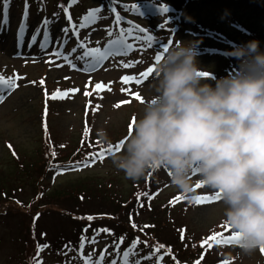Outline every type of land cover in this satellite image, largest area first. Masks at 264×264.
<instances>
[{"label": "rangeland", "instance_id": "obj_1", "mask_svg": "<svg viewBox=\"0 0 264 264\" xmlns=\"http://www.w3.org/2000/svg\"><path fill=\"white\" fill-rule=\"evenodd\" d=\"M14 2H10L12 6L9 8L8 22L4 26L0 24V74L5 78L18 74L23 79L17 80L18 87L10 94L6 92L4 101L0 103V168L4 170H7V161L10 159L6 150L9 142L23 151L32 153L35 146V148L43 147L44 141L48 139L55 152L69 153L82 142L81 136L86 125L89 129L90 140L93 142L100 141L97 132L101 129L107 133L109 139L113 140L122 135L126 127L127 132L124 139L129 131L131 117L134 113L142 111L141 103L135 99L133 93H139L141 97L147 98L152 94L150 85L155 81L153 73L147 79L141 78L140 84L134 81L123 83L121 77L125 75L139 77L141 72L154 66L155 55L162 51L161 46L168 40H172L173 43L175 41L192 42L198 52L197 60L200 66L213 75L222 70L230 72L236 70L233 67L229 68L231 63L228 62V58L232 56L231 50L236 45L255 40L253 34H260L264 37V0H148L137 4L142 15L139 12H130H132V18L141 23L149 30L150 35L154 36L155 42L152 47L149 48L143 42H138L128 54L109 57L100 67L86 73L81 69L82 64L76 63V57L80 55L77 50L72 55L75 68L67 64L62 56L58 58L53 55L62 30L68 26L63 7H57L56 0H42L41 2L30 0L28 12L32 15L25 22L24 41L18 44V48L13 43L15 30L18 32L19 28L17 27L19 21L15 15L19 8H23V2L22 0H14ZM101 5H103V0H80L74 5L72 12L79 23L85 10ZM160 6L167 7L168 11L161 12ZM46 14L50 16L46 17ZM98 16L100 18L87 28L85 34L82 33L86 42L100 47L108 34L105 22L110 16L104 6ZM45 19L50 22L48 38L46 47L41 48L40 41L44 40L42 22ZM162 24L163 28L160 27ZM35 25L37 26L34 27ZM38 28L40 33L37 38L41 39L29 46L30 38ZM86 36L90 38L89 41ZM129 42H133L131 38ZM229 47L231 50L225 52L226 56L219 54L220 49H229ZM129 61H139V63L133 64L130 68H124L121 62L128 63ZM41 79L44 80L43 85L40 84ZM33 81L35 83H31ZM96 83L110 85L111 91L107 88L93 91ZM208 83L214 85L215 82L210 78ZM122 88L130 89V91H121ZM57 89L60 91L78 89V91L69 92V96L64 99L47 100V116L45 117V91L51 96ZM85 91L91 92L92 95L85 96ZM124 101L128 102L124 103ZM117 104L120 106L116 107ZM97 105H99L98 109H96ZM93 109L96 110L93 111ZM45 122L47 131L44 128ZM107 155L103 161L98 159L87 167L81 165L77 168L67 163L62 167L54 168L46 177L48 191H53L57 186L69 185L86 175H96L105 180L111 177L110 173H115L114 182L123 183V173L115 169L109 158L110 154ZM156 177L154 188L148 191L155 195L157 204L164 208L168 228L173 231L175 228L178 234L183 231L182 243L186 242L187 236V242L198 238L194 245L196 246L194 254L200 259L203 257L199 264H223L224 261H228L229 264H264V252L261 249L246 255L236 243L210 241L211 248L207 243L202 246V242L206 241L212 232L219 230L218 232H222L224 237L231 235V229L226 228L222 222L225 206L220 199L197 204L194 200L184 198L170 203L181 193L170 186L169 176L164 169L158 170ZM125 187L128 188V185ZM119 188L120 186L116 190ZM137 190L138 193H146V182L139 185ZM214 194L212 190L201 186L200 188L194 187L192 197ZM144 196L148 197V195H141L140 198L145 200ZM155 199L151 198L150 201L155 203ZM100 210H103L102 212L112 211L111 208ZM41 212L42 214L37 218L38 231L46 233L49 230L50 234L54 235V232L58 234L63 222L68 223L67 218L61 221L62 216L58 212L44 210V208H41ZM140 214L136 217L137 221L139 219L149 220L146 212ZM109 223L111 224L102 223V226L113 230L114 222L109 221ZM117 227L118 230L121 229L119 224ZM188 227L191 232L187 233ZM20 228L18 217L10 216L5 212L0 214V264H24ZM92 230L96 233L97 229L91 227L90 232ZM48 233L43 240V244H47L48 248L40 253L42 264H83V260L74 250L75 242L70 239L72 237L65 238L63 242L65 245L57 247L54 246L53 239L48 236ZM109 235L101 232L96 236L95 243L88 244L87 242V246L82 250L86 254L84 256L94 253L93 259L99 257L100 254L97 252L104 247V241H107ZM152 240L154 242L149 243L151 249L154 245L160 244V241L155 238ZM115 244L108 246V252L111 256L113 254V257L105 258L103 263L110 264L112 259H116L117 264H120L119 249L126 250L127 248L120 245L119 249H116ZM149 247V245L137 247L138 255L133 259L148 256L150 251L147 248ZM168 248L170 247H166V250ZM173 254V250L169 256H164L162 252L163 260L160 264H177V262L196 264L194 259L187 261L179 255L173 259L171 258ZM34 255L30 258L29 264H33V259L37 254L34 253ZM154 257L141 259V264H157Z\"/></svg>", "mask_w": 264, "mask_h": 264}, {"label": "clouds", "instance_id": "obj_2", "mask_svg": "<svg viewBox=\"0 0 264 264\" xmlns=\"http://www.w3.org/2000/svg\"><path fill=\"white\" fill-rule=\"evenodd\" d=\"M232 55L237 69L216 79L200 66L192 42L162 49L152 94L142 97L131 132L109 158L133 182L164 169L185 198L198 182L219 193L222 222L250 255L264 247V51L251 40ZM97 136L111 144L103 129Z\"/></svg>", "mask_w": 264, "mask_h": 264}, {"label": "trees", "instance_id": "obj_3", "mask_svg": "<svg viewBox=\"0 0 264 264\" xmlns=\"http://www.w3.org/2000/svg\"><path fill=\"white\" fill-rule=\"evenodd\" d=\"M22 1L25 3V0ZM38 1L41 2L42 0ZM9 2H11V0H9ZM65 2L66 0H56V6L64 7L66 4ZM106 2L108 1L106 0ZM27 3L29 4L30 0H27ZM120 5L121 4L115 5L118 12L122 10ZM112 6L111 1H109L110 8L108 11H110ZM0 7H3V0H0ZM48 15L49 14H46V17ZM2 19L3 16H0V21H2ZM108 22L113 32L112 17L109 18ZM253 37L255 40L259 41L260 49L264 51V37L260 34H253ZM228 62L231 63L229 68L233 67L237 69L239 61L233 55L228 58ZM227 71L229 70L215 72L213 76L219 79L230 73V71L229 73ZM126 132L127 128L125 127V132L122 135L116 139H110L111 145L114 144V148L117 143L123 140ZM117 134H115V136ZM81 140L82 142L69 153L55 152L53 146L50 144L51 141L48 139L44 141L43 147L35 148V146L32 153L23 151L10 142L8 145L9 147L6 148L10 155V159L7 161V170L0 168V214L2 215L5 212L9 213L10 216L13 215L19 218L24 264L25 262L29 264L30 258L34 253L37 254V244L43 245V240L47 232H49L48 236L53 239L54 246L57 247L64 246V239L72 237L70 239L75 242L74 250L79 253V245L82 237L86 238L84 244L85 248L87 242L90 244L89 241H91L96 234L93 233V230L90 232V228L94 227L97 230L105 228L102 226V223L111 224L109 221L114 222V228L111 230V234L107 236V241L105 242L103 240L105 245L102 250L112 244L119 243L120 237H124L120 245L128 249L131 242L138 237L140 243L137 247L149 245L150 247L147 249L150 251L148 254H150L157 246L154 245L151 249V245L149 244L153 243L154 241L152 239L155 238L157 241H160V244L165 246L160 250L157 256H162V252L164 256H169L171 253H165L167 252L166 247H170L174 251L171 258L174 259L176 255H179L180 257L186 258L187 261L194 259V261L200 262L201 259L194 254L196 249L194 245L198 238L187 242V236L186 242L182 243V240L179 239L181 232L178 234L175 228L174 231L168 228L164 217V208L157 204L158 201L155 199V195H152L148 191L154 188L153 184L157 180V171L148 173L145 177L136 182L126 179L123 174L124 178L121 184L116 181L114 182L113 177L115 173H110L111 177L105 180H102L103 178L96 175H86L80 177L81 179L79 180L71 182L69 185L57 186L53 191H48L46 177L51 170L56 167H62L67 163H69L70 166H75L77 162H84L86 158H89L90 154L98 153L101 147L106 148L108 146L101 144L100 141H91L89 133L87 136L83 133ZM53 152L56 153L55 156L52 155ZM82 164L83 163L80 165ZM143 182H146V193L148 197L150 195L155 199V203H152L147 196H144L145 200L140 198L138 201L137 198H135L138 194L137 189ZM125 185H128V188H126ZM118 186H120V188L116 190ZM180 195L182 194L178 196ZM172 199L173 198H171V200ZM141 204H143V207H141ZM41 208L56 213L58 212L62 216L60 218L61 221L67 218L68 223L66 224L63 222V225L59 228L60 230H58V234L55 232L54 235L50 234L49 230L46 231V233L41 230L38 231L37 218L40 217L43 212H41ZM103 208H111L112 211L102 212L103 210L100 209ZM142 212L147 213V218L149 220H136L137 215H141L140 213ZM89 215L93 216L94 219L91 221L86 219ZM133 223L136 225L135 228L132 226ZM118 224L121 226L119 230L117 227ZM145 225H149L150 227H145ZM218 231L212 232L210 235L222 233ZM221 231H223V229H221ZM188 232H191L189 227L187 233ZM145 241L147 244H145ZM175 246H177V248L174 249ZM119 251L121 256L125 249H119ZM83 255H86L85 252H83ZM112 257L113 254L111 256L107 248L105 258L111 259Z\"/></svg>", "mask_w": 264, "mask_h": 264}, {"label": "snow or ice", "instance_id": "obj_4", "mask_svg": "<svg viewBox=\"0 0 264 264\" xmlns=\"http://www.w3.org/2000/svg\"><path fill=\"white\" fill-rule=\"evenodd\" d=\"M76 2H77V0H69V6H71V4L76 3ZM118 2H119V0H111V3L113 6L110 9V11L115 14L114 24H116L117 26H119V24L121 23V21L123 19V17L120 15L119 12H117L116 7H115V5ZM8 5H9V0H3L4 18L2 21H0V23H7ZM61 7H63V6H61ZM122 7L125 10H130L133 12H139L142 15V13L140 12V9L136 3L131 4V5L125 4V5H122ZM102 8H103V5H101L100 7H96V8L88 10L87 14L84 17H82L81 23L79 24L78 27L72 23L71 16L68 12V8L63 7V11H64V13H65V15L69 21V25L73 31V34L78 36L79 28H85L91 24H94L100 18L98 16V14L101 12ZM159 8H160V11L163 13H166L168 11V8L165 6H160ZM27 15H28V3H27V0H25L24 16L27 17ZM49 23L50 22L47 19H45L42 22V27L44 30V40L40 41V47L41 48L46 47V41L48 38V25H49ZM128 23L131 26L128 28H120L119 34L116 35L115 38L110 39L108 41V43L103 48H100L98 46L97 47H88L84 41H78V47L83 49V52L81 55L77 56L76 59L84 62L85 67L82 69L83 71L95 70L97 67L102 65L105 60L109 59V57L117 56V55H126L128 52L133 50L135 44L138 42H143V44L149 48L152 47L155 40H154L153 35L148 34L149 30L141 27L140 25L132 24L131 21H129ZM160 27L163 28L164 25L162 24V25H160ZM25 29H26V24L21 22L18 33H17L18 44L22 43L24 41ZM63 31L65 33H67L69 31V28H65V29H63ZM39 33H40V29L38 28L36 30V33L31 36L29 46H31L33 43H35L37 41V36L39 35ZM141 34H143V35H141ZM108 35H109V37L113 36V32L111 29H108ZM130 38L133 41L132 43L128 42ZM172 43H173L172 40H168V42L166 44L162 45L161 47H162V49H164ZM97 44H99V42H97ZM76 50H77L76 48H73L71 50V52L74 53V52H76ZM53 55L58 57V58L62 56L64 61L67 64H69L71 67L75 68L76 65L70 59L71 53L63 54L62 52L56 51L53 53ZM161 58H162L161 52H157V54L155 55V61L158 62ZM49 62H51V61H49ZM121 63H122V66L124 68H130L133 66V64L139 63V61H129L128 63H124V62H121ZM57 66L59 67L60 65H57ZM153 71H154V66H150L145 71L141 72L139 74V77L125 75V76L121 77V80L123 83H128L130 81H134L136 84H140L142 82L141 78L147 79L150 76V74L153 73ZM19 79H23V77L19 76L18 74H14L13 76H9L7 78H5V76L0 74V103H2L4 101L6 92L10 94L12 90H14L15 88L18 87L17 80H19ZM31 83H35V81H33ZM40 84L41 85L44 84L43 79L40 80ZM105 88H107V90L111 91L110 85H104L103 83H96L93 91L103 90ZM76 91H78V89H71V90H67V91H60L59 89H57L55 92H53L51 94V96H49L47 91H45L46 103H45L44 116L45 117L47 116V100H49V99H52V100L64 99V98L69 96V92H76ZM121 91H130V89L122 88ZM84 94H85V96L92 95V93L88 92V91H85ZM133 95H134L136 100L142 102V97L140 96L139 93H133ZM127 102L128 101H124V103H127ZM115 106L119 107L120 104H117ZM98 108H99V105L96 106V109H98ZM96 109H93V111H95ZM86 115H87V109H86ZM44 128H45V131H47L46 122L44 124ZM131 129H132V122L129 123V133L131 132ZM88 132H89V129L86 125L85 130H84L85 136L88 135ZM122 144H123V141H120L119 143H117L115 145V148L111 144H109L106 148L101 147V150L98 153L90 154L89 158H86V160L84 162H77V165H75L74 167L78 168L81 163H83V165L86 167L91 166L92 164H94L96 162L97 159H99L100 161H103L105 154H110L114 151L120 150ZM61 147H63V145ZM52 155L55 156L56 153L53 152ZM195 187L200 188L201 184L198 182L195 185ZM141 195H147V193H138L137 194V200L138 201H139ZM148 198L151 199L152 197L149 196ZM184 198L185 197H183V196H176L173 201H170V203H175V202H177L181 199H184ZM219 199H220L219 193H215L214 195H211V196L210 195H203V196H195V197L190 198V200H194L195 203H197V204L210 202L213 200H219ZM141 207H143V204H141ZM86 219L91 221L94 219V217L89 215L86 217ZM132 226H133V228L136 227V225L134 223ZM145 227H150V226L145 225ZM225 227L230 228L228 225H225ZM101 232L111 234L110 229H107V228L98 229V230H96L95 236L89 242L95 243L96 242V236H98ZM238 237H239V234L234 233V232H232L231 235L228 237H223L222 233H214L213 235H210L209 237H207L206 241L202 242V246H203V244L207 243L208 247L211 248L212 244L209 243L210 241H215L217 243H221V242L236 243ZM180 238H181V240L184 239L183 231H181ZM85 239L86 238L82 237L80 245H79L80 252L78 253L79 258L81 260H83V264H103V261L105 259L106 253H107V248H105L103 251H101L99 257H97L95 259H93L94 253H89L87 256H84L82 250L84 248ZM123 240H124V237H120V242L115 244L116 249H119L120 244L123 242ZM139 243H140V240L138 237L135 238L131 242L130 247L128 249H126L123 252V254L120 256V264H141V259H151L152 256H157V254L160 252V250L165 247L164 245L159 244L153 249V252L150 253L148 256L141 257L140 259H133L138 255L136 249H137V245ZM145 244H147L146 241H145ZM46 248H48L47 244H43V245L37 244V256H36V258L33 259V264H42V261L40 260V253ZM171 251H172L171 248H168L167 252L165 254H169V253H171ZM261 251L264 252V247H261ZM201 259H203V257H201ZM162 260H163V256H157V264H160V262ZM110 264H117V260L112 259ZM177 264H179V262H177ZM196 264H199V261H196ZM223 264H229V262L224 261Z\"/></svg>", "mask_w": 264, "mask_h": 264}]
</instances>
